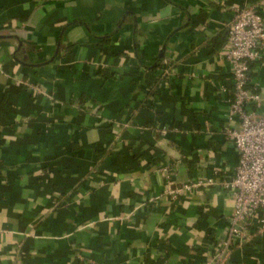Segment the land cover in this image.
Instances as JSON below:
<instances>
[{"label": "crops", "instance_id": "obj_1", "mask_svg": "<svg viewBox=\"0 0 264 264\" xmlns=\"http://www.w3.org/2000/svg\"><path fill=\"white\" fill-rule=\"evenodd\" d=\"M243 5L264 17V0H0V264L211 262ZM249 75L264 98V62ZM163 169L172 189L217 184L173 201ZM227 264H264V236Z\"/></svg>", "mask_w": 264, "mask_h": 264}, {"label": "built area", "instance_id": "obj_2", "mask_svg": "<svg viewBox=\"0 0 264 264\" xmlns=\"http://www.w3.org/2000/svg\"><path fill=\"white\" fill-rule=\"evenodd\" d=\"M227 25V41L222 57L230 68L232 89L220 87L229 96L223 129L225 140L238 156L232 179L219 184L232 200V213L224 237L211 246L214 252L209 264H227L236 249H242L257 236H264V98L249 77L251 66L264 62V17L258 5L235 7ZM164 76L171 63L165 62ZM37 90V88H32ZM165 193L173 201L188 191L207 189L217 179L187 182L172 189L168 170L163 169Z\"/></svg>", "mask_w": 264, "mask_h": 264}, {"label": "trees", "instance_id": "obj_3", "mask_svg": "<svg viewBox=\"0 0 264 264\" xmlns=\"http://www.w3.org/2000/svg\"><path fill=\"white\" fill-rule=\"evenodd\" d=\"M249 77H250V75H249ZM158 82H159V81H157L156 84H154V85L151 86L152 89H151V91L148 93L149 95H154V94H155L156 89H157V87H158V86H157Z\"/></svg>", "mask_w": 264, "mask_h": 264}]
</instances>
